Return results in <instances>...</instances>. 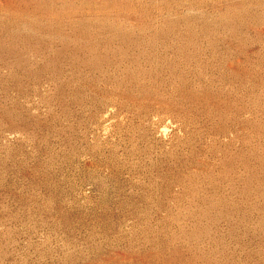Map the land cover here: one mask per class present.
Here are the masks:
<instances>
[{
	"label": "rangeland",
	"instance_id": "374dc122",
	"mask_svg": "<svg viewBox=\"0 0 264 264\" xmlns=\"http://www.w3.org/2000/svg\"><path fill=\"white\" fill-rule=\"evenodd\" d=\"M0 264H264V0H0Z\"/></svg>",
	"mask_w": 264,
	"mask_h": 264
}]
</instances>
